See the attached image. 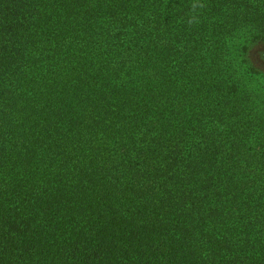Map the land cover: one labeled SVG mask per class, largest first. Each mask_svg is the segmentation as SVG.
Wrapping results in <instances>:
<instances>
[{"label":"trees","instance_id":"1","mask_svg":"<svg viewBox=\"0 0 264 264\" xmlns=\"http://www.w3.org/2000/svg\"><path fill=\"white\" fill-rule=\"evenodd\" d=\"M0 264H264V0H0Z\"/></svg>","mask_w":264,"mask_h":264}]
</instances>
